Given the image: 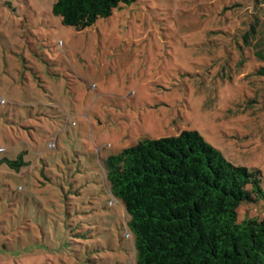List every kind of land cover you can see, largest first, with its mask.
<instances>
[{"label": "rangeland", "instance_id": "374dc122", "mask_svg": "<svg viewBox=\"0 0 264 264\" xmlns=\"http://www.w3.org/2000/svg\"><path fill=\"white\" fill-rule=\"evenodd\" d=\"M54 2L0 0V264H136L105 174L144 138L197 130L264 189V0H136L80 31Z\"/></svg>", "mask_w": 264, "mask_h": 264}, {"label": "trees", "instance_id": "16d2710c", "mask_svg": "<svg viewBox=\"0 0 264 264\" xmlns=\"http://www.w3.org/2000/svg\"><path fill=\"white\" fill-rule=\"evenodd\" d=\"M135 1L55 0L52 12L80 31ZM105 175L130 215L136 264H264V218L239 221L242 202L264 198L261 172L232 163L199 131L141 139L109 156Z\"/></svg>", "mask_w": 264, "mask_h": 264}]
</instances>
